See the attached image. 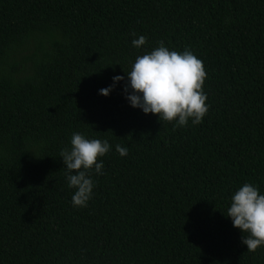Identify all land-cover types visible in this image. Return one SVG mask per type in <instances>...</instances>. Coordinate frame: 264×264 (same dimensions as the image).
<instances>
[{"label":"trees","instance_id":"trees-1","mask_svg":"<svg viewBox=\"0 0 264 264\" xmlns=\"http://www.w3.org/2000/svg\"><path fill=\"white\" fill-rule=\"evenodd\" d=\"M160 41L203 62L198 125L125 99ZM73 132L113 145L86 208L60 158ZM245 182L264 192V0H0V264H264L226 216Z\"/></svg>","mask_w":264,"mask_h":264},{"label":"clouds","instance_id":"clouds-1","mask_svg":"<svg viewBox=\"0 0 264 264\" xmlns=\"http://www.w3.org/2000/svg\"><path fill=\"white\" fill-rule=\"evenodd\" d=\"M136 37V33H131ZM148 39L144 35L133 38L131 44L140 49ZM118 64V63H117ZM206 70L201 59L188 48L177 52L165 46L163 41L150 52L138 55L126 74L123 86L125 99L132 108L144 114L156 115L158 120L169 122L173 127L198 125L207 115L209 105L204 91ZM125 77H112V84L98 90L107 97L117 83ZM115 151L128 155V148L116 144ZM113 145L104 139H89L80 132H73L70 147L60 152L65 169L67 186L73 189L72 206L86 208L94 196L96 187L93 176L104 175V161ZM234 228L242 235L241 243L247 251L264 248V192L259 186L245 182L230 197L227 215Z\"/></svg>","mask_w":264,"mask_h":264}]
</instances>
